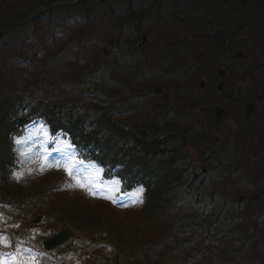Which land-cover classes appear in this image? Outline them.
<instances>
[{"label": "trees", "instance_id": "obj_1", "mask_svg": "<svg viewBox=\"0 0 264 264\" xmlns=\"http://www.w3.org/2000/svg\"><path fill=\"white\" fill-rule=\"evenodd\" d=\"M77 1L0 0V231L9 242L7 247L0 244V248L7 252L17 247L22 258L31 256L34 264H65L56 252L45 251L40 233L18 229L16 233L27 236L20 241L12 228L8 229L14 216L31 221L29 214L33 211L44 214L49 225L76 230L83 238L78 250L87 255L86 264H178L179 249L192 248L203 238L197 236L198 227L193 230L176 213L179 208L187 215L188 198L184 194L194 182L188 181L192 175L181 171L192 164L185 160L174 111L167 106L151 110L145 117L138 113L108 116L101 113L97 99L72 101L66 111L63 104L59 109L51 106L47 95L45 100L36 96L34 85L39 91L48 87L45 62L59 51L68 52L65 61L69 66L72 56L78 53L81 55L74 66L92 64V17L107 16L116 22L124 7L143 12L144 29L159 27L154 41L157 46L177 40L179 33L188 31L196 40H202L196 44L197 54L210 52L216 58L221 52L230 56L244 49L255 68L261 70L264 0ZM141 3L150 6L139 10ZM65 19L78 20L66 23ZM62 43L64 46L59 47ZM93 74L92 70L86 71L82 81ZM54 83L59 89L56 80ZM73 88L83 90L81 86ZM40 117L48 128L63 129L80 156L97 161L119 181L118 188L139 199L138 205L124 215L107 204L94 207L78 196L71 197L63 188V174L20 167L13 150L15 140L10 135ZM189 195L198 200L192 191ZM177 237L184 240L181 246L176 243ZM83 254L74 256L79 264Z\"/></svg>", "mask_w": 264, "mask_h": 264}, {"label": "flooded vegetation", "instance_id": "obj_2", "mask_svg": "<svg viewBox=\"0 0 264 264\" xmlns=\"http://www.w3.org/2000/svg\"><path fill=\"white\" fill-rule=\"evenodd\" d=\"M127 23L118 25L108 47L97 43L98 99L104 112L120 115L137 99L152 106L165 93L184 98L175 107L188 153L200 164L190 169L200 174L209 214L197 233L207 245L187 250L196 253L192 258L181 250L179 264H264V79L255 80L245 58L223 65L210 53L197 54L202 40L189 32L170 42L174 56L165 57L141 46L144 31Z\"/></svg>", "mask_w": 264, "mask_h": 264}, {"label": "rangeland", "instance_id": "obj_3", "mask_svg": "<svg viewBox=\"0 0 264 264\" xmlns=\"http://www.w3.org/2000/svg\"><path fill=\"white\" fill-rule=\"evenodd\" d=\"M96 42H100L106 47L109 46L105 30L98 34ZM65 87L67 88L68 84ZM73 94L79 96L74 92ZM47 132L46 128L38 125L28 132L26 140L21 145L22 149L33 151L35 160L39 165L41 164V169L55 168L66 172L72 182V187L86 196L92 204L98 203L100 200L113 203L115 200L114 205H120L119 208L126 210L137 204L136 197L129 192L116 196L111 181L103 179L101 168L84 160L82 164L78 163L82 160L77 159L74 149L69 146L67 140L60 138L59 142L49 149V134ZM68 168L72 170L71 175L66 170ZM81 185L84 186L81 187ZM114 185L116 187V184ZM108 196H111L112 199L106 198Z\"/></svg>", "mask_w": 264, "mask_h": 264}, {"label": "snow or ice", "instance_id": "obj_4", "mask_svg": "<svg viewBox=\"0 0 264 264\" xmlns=\"http://www.w3.org/2000/svg\"><path fill=\"white\" fill-rule=\"evenodd\" d=\"M78 163H81L82 164L83 161H79ZM66 170L69 172L70 175L72 174L71 168H68ZM113 183L116 184V185H118L119 184V181H114ZM83 186L84 185H81V187H83ZM139 191L142 192L143 189H139ZM106 198L112 199L111 196H108ZM115 202L116 201L113 200V203H115ZM17 227H18V225H17ZM0 244H3V246H5V247L9 246L8 238L6 236L0 235ZM23 251L24 252H29V253L31 252L30 249H24ZM22 255H23L22 252H18L16 254L17 257H22ZM5 257L7 258V260H12L13 259V254L0 253V264H7V261L4 259ZM14 264H34V262H30L28 260H24V259H21V258H16Z\"/></svg>", "mask_w": 264, "mask_h": 264}, {"label": "water", "instance_id": "obj_5", "mask_svg": "<svg viewBox=\"0 0 264 264\" xmlns=\"http://www.w3.org/2000/svg\"><path fill=\"white\" fill-rule=\"evenodd\" d=\"M239 55V54H237ZM252 108V106H251ZM251 111H249L250 113ZM251 114V113H250ZM72 234L68 230L61 231L60 235L55 236L54 238L45 241V246H47L48 250H53L56 247L60 246V244L65 243V241L71 236Z\"/></svg>", "mask_w": 264, "mask_h": 264}]
</instances>
